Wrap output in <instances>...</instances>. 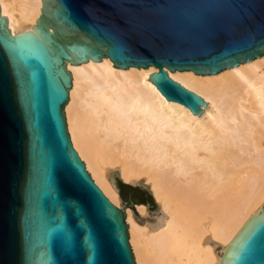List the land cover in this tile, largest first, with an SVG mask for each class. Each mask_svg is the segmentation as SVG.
<instances>
[{"label":"water","instance_id":"1","mask_svg":"<svg viewBox=\"0 0 264 264\" xmlns=\"http://www.w3.org/2000/svg\"><path fill=\"white\" fill-rule=\"evenodd\" d=\"M262 54L264 0H41L16 33L0 10V264H137L125 207L146 203H114L73 146L67 61L153 65L158 90L200 114L207 101L167 69L216 73ZM218 264H264V203Z\"/></svg>","mask_w":264,"mask_h":264},{"label":"bare ground","instance_id":"2","mask_svg":"<svg viewBox=\"0 0 264 264\" xmlns=\"http://www.w3.org/2000/svg\"><path fill=\"white\" fill-rule=\"evenodd\" d=\"M41 0H0L12 33L32 28ZM64 105L73 146L116 204L113 173L147 183L157 211L125 207L138 264H218L264 203V54L216 73L170 70L207 101L202 113L167 99L156 67L113 65L108 56L66 63Z\"/></svg>","mask_w":264,"mask_h":264},{"label":"rangeland","instance_id":"3","mask_svg":"<svg viewBox=\"0 0 264 264\" xmlns=\"http://www.w3.org/2000/svg\"><path fill=\"white\" fill-rule=\"evenodd\" d=\"M88 170V169H87ZM96 182V181H95ZM123 181H121V180H119V179H117V181L115 182V185H116V188H117V190H118V198H119V203L118 204H126L127 203V196H128V192L130 191V189L129 188H127V187H123V186H121V183H122ZM129 184H131V185H133L134 186V184H132V183H129ZM141 188V187H140ZM141 189H143V188H141ZM143 190H145V189H143ZM146 191V190H145ZM147 192V191H146ZM105 193V192H104ZM136 193L139 195V196H143V194H141V192L139 191V190H137L136 191ZM148 193V192H147ZM149 194V193H148ZM145 203H146V208L148 209V211L149 212H151V213H154V212H156L157 211V203L155 202V199H153L151 196H150V199L149 198H147L146 199V201H145ZM127 208H129V209H131V210H133V212L135 213V215L136 216H138L139 215V212H138V210H137V208L136 207H130V206H127ZM137 263V262H136ZM138 264V263H137Z\"/></svg>","mask_w":264,"mask_h":264},{"label":"trees","instance_id":"4","mask_svg":"<svg viewBox=\"0 0 264 264\" xmlns=\"http://www.w3.org/2000/svg\"><path fill=\"white\" fill-rule=\"evenodd\" d=\"M121 186L123 187H127L132 191V197L134 198V200L136 201H143L145 202L147 198L150 199V194H148L145 190L141 189L139 186L137 185H131L129 183L126 182H122ZM139 190L141 192V194H143V196H139L136 191Z\"/></svg>","mask_w":264,"mask_h":264},{"label":"flooded vegetation","instance_id":"5","mask_svg":"<svg viewBox=\"0 0 264 264\" xmlns=\"http://www.w3.org/2000/svg\"><path fill=\"white\" fill-rule=\"evenodd\" d=\"M129 193H131V194H132V191L130 190V191L128 192V194H129Z\"/></svg>","mask_w":264,"mask_h":264}]
</instances>
